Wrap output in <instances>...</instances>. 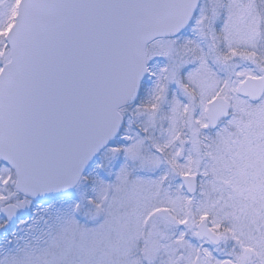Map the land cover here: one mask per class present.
I'll use <instances>...</instances> for the list:
<instances>
[{"label":"snow or ice","instance_id":"1","mask_svg":"<svg viewBox=\"0 0 264 264\" xmlns=\"http://www.w3.org/2000/svg\"><path fill=\"white\" fill-rule=\"evenodd\" d=\"M0 264H264V0H0Z\"/></svg>","mask_w":264,"mask_h":264}]
</instances>
